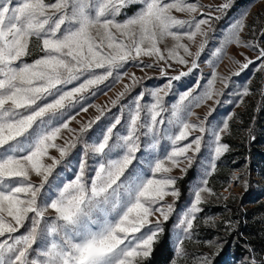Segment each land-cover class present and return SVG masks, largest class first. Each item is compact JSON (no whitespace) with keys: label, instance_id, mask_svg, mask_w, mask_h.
I'll return each instance as SVG.
<instances>
[{"label":"snow or ice","instance_id":"obj_1","mask_svg":"<svg viewBox=\"0 0 264 264\" xmlns=\"http://www.w3.org/2000/svg\"><path fill=\"white\" fill-rule=\"evenodd\" d=\"M233 3L205 11L199 0H0V264H148L177 211V180L199 160L201 178L174 225L169 264H180L202 206L228 199L209 187V177L230 150L222 137L232 115L222 125L210 117L233 77L254 64L264 72V29L260 41L254 30L245 42V11L209 64L229 45L254 59L241 52L243 62L230 58L237 65L230 75L213 68L206 84L183 83L199 67L213 21ZM147 70L162 83L133 94L152 79ZM115 84L122 88L108 103L90 102ZM249 94L247 86L233 93L236 106ZM208 101L213 106L194 122L193 109ZM90 109L96 114L88 116ZM254 252L249 264H264ZM198 264L212 259L203 255Z\"/></svg>","mask_w":264,"mask_h":264},{"label":"rangeland","instance_id":"obj_2","mask_svg":"<svg viewBox=\"0 0 264 264\" xmlns=\"http://www.w3.org/2000/svg\"><path fill=\"white\" fill-rule=\"evenodd\" d=\"M189 2H195V0H189ZM222 0H199V3L204 6L205 11H208V5H218ZM139 5L132 6L128 9V14H132ZM248 11L249 15L246 18V28L242 33V39L247 42L250 39H253L252 32L255 30L256 36L255 39L257 41L261 40V30L264 27V0H234L233 6L227 10L224 14L221 15L219 20L213 21V32L210 33L209 44L206 46L205 52L202 53L200 60L198 61L199 67L194 70L193 74L189 77L184 78L183 83L186 85H194L197 79L201 80L202 83L206 84L207 79L211 78V73L213 68H215L216 72L219 73L220 76L230 75L232 71L236 70L237 65L232 63V59L240 60L243 62V56L239 55V53L244 52L250 58L254 59L255 53L249 49H245L243 47H237L236 45H229L225 50V55L220 61L215 62L214 64H209V61L212 60L211 52L214 51L216 46H219V39L222 37L223 33L226 29L237 19L240 15ZM171 45V42H168V46ZM192 50L195 51V46L192 47ZM36 53H34L33 57L28 58L29 62L31 59L36 57ZM232 58V59H230ZM258 64L250 65L249 69L245 70L239 77H233L230 80L229 88L224 89V94L220 97L221 103L216 107V111L210 117L211 123H220L222 125V121L229 114L232 115V119L229 121V131L227 134L223 135L222 142L227 143L229 145V151L227 153L234 152L236 149L240 148V141L242 139L243 134L246 132V128L242 126V118L243 112L246 110L247 105L252 100H259L262 91H264V72L256 71V67ZM129 72H135L137 76H143L138 68H134L129 66L127 69ZM186 70V69H184ZM174 74V73H173ZM147 75L152 77V79H147L143 82L141 86H138L133 94L138 93L143 90V88H152L162 83L161 78L159 77L158 72H154L152 70H147ZM125 83L127 80L124 81ZM243 86H247L250 90V94L244 97L243 103L237 107L236 101L237 97L233 95V93L238 92L242 89ZM104 88V86H101ZM215 87L218 89H223V85L220 80L216 81ZM122 88L121 84H115L111 87V90L104 88V91H107V95H104L102 92L98 93L97 96L91 98V103L105 105L109 102L110 98H114L116 93L119 92ZM203 89L201 88L200 91ZM174 100H168V103H172ZM213 106L212 101H208L206 104L202 105L200 108H194L193 112L196 114L191 117V119L195 122L196 117L203 119L204 116L208 112V108ZM261 108V103L258 109ZM113 111H117V109H113ZM263 112V111H261ZM95 109H90L88 116L95 115ZM85 116V119L88 118ZM261 123H263L262 127H260L263 133V139L260 142L259 146L264 148V115L262 117ZM76 125L73 124V127ZM198 134V133H196ZM82 148V146H81ZM239 164L237 168H232L230 170V175L228 180L222 184V179L224 178V174L221 173L217 177H209V187L213 189V191L220 196V194L228 196V199H234L236 197L244 199L246 195L254 198L252 202H243L242 207L247 209L251 206H254L259 201H264V164L263 162L254 155L251 158L243 159L240 156V153H236L232 156L230 160V164ZM174 176H181V172L179 169H174ZM237 176L238 179L233 181V176ZM201 178V172H199L195 179H193L189 183L188 195L189 198L185 204V206L178 210V214L181 213L185 208L190 204L192 198V188L193 185L197 184ZM247 180L249 182V186L247 190L244 188V181ZM178 184V180H177ZM231 185V187H229ZM178 188V185H176ZM225 189H228V192H225ZM167 202L172 203V197L166 198ZM226 201L223 196H220L219 199L216 197L210 198L209 202L211 203H221ZM254 216H259L264 219V209L259 208L257 212H254ZM213 222H218L223 219L221 216L213 217ZM225 219V218H224ZM226 221H229L227 218ZM178 223V218H177ZM264 223V221H263ZM176 230H174L173 238L175 239ZM216 243V246L209 247L205 242L201 243V245L195 244V247H198L202 250V253L199 252L200 255H195L191 258V262L193 264H198V260L203 255H208V253L215 252L220 244L215 240H211ZM190 240H186L184 246L186 244H190ZM185 248V247H184ZM185 258L181 259L180 264H185ZM184 261V262H182Z\"/></svg>","mask_w":264,"mask_h":264},{"label":"trees","instance_id":"obj_3","mask_svg":"<svg viewBox=\"0 0 264 264\" xmlns=\"http://www.w3.org/2000/svg\"><path fill=\"white\" fill-rule=\"evenodd\" d=\"M242 1V0H241ZM264 29V27H263ZM261 103V108L258 109ZM263 111V112H261ZM264 115V91L257 101L252 100L243 112L242 126L247 130L243 134L240 141V148L234 152L225 153L218 161L217 170L212 177H217L221 173L224 174L222 179L223 185L230 175L232 168H237L239 164H230L232 156L240 153L241 158L246 159L254 155L259 158L264 164V148L259 146L263 139V133L260 129ZM255 139H252V137ZM82 146V145H81ZM80 146V147H81ZM200 172L199 160L182 179H178V189L181 192L179 200L176 202V213L170 218V221L165 224V234L161 237L160 242L156 245L155 251L148 264H169L173 258V233L177 223L178 210L183 208L189 198L188 188L189 183L196 178ZM180 177V176H179ZM252 202L254 198L246 195L244 199L234 198L223 201L221 203L208 202L203 205V211L198 214L196 229L192 234L190 244H186V256L183 259L185 264H193L191 258L202 253L198 247L205 241L215 240L220 246L215 252L208 253L212 259V264H249V255L251 249H255L251 255L257 259L264 258V219L259 216H254L259 208L264 209V201H259L254 206L247 209L242 207L243 202ZM221 216L222 220L205 224V220L209 217ZM227 218L232 223V228L226 229L225 219Z\"/></svg>","mask_w":264,"mask_h":264}]
</instances>
